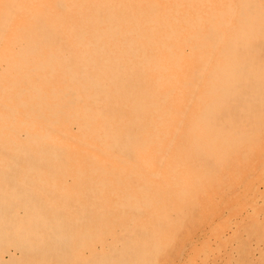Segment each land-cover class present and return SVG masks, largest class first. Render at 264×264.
I'll return each mask as SVG.
<instances>
[{
  "label": "bare ground",
  "instance_id": "6f19581e",
  "mask_svg": "<svg viewBox=\"0 0 264 264\" xmlns=\"http://www.w3.org/2000/svg\"><path fill=\"white\" fill-rule=\"evenodd\" d=\"M178 40L199 58L181 78ZM253 68L264 79V0H0V264L173 258L154 234L177 207L153 178L166 158L153 173L130 156L147 153L149 113L207 116L222 86L237 122L264 97L248 101Z\"/></svg>",
  "mask_w": 264,
  "mask_h": 264
},
{
  "label": "rangeland",
  "instance_id": "374dc122",
  "mask_svg": "<svg viewBox=\"0 0 264 264\" xmlns=\"http://www.w3.org/2000/svg\"><path fill=\"white\" fill-rule=\"evenodd\" d=\"M183 47L178 40L171 53L179 65L177 78L190 72L187 63L191 60L187 59H192L194 64L199 61L189 52L185 54ZM212 47L213 52L221 51V46ZM196 51H199L197 47ZM253 70L255 84L250 87L248 101L264 92V79L256 68ZM229 77L239 79L235 72ZM204 80L207 88L217 82L210 74ZM209 93L207 116L201 115L198 102L184 114L181 124L174 127L173 120H162L164 115L158 111L149 113L154 116V122L146 130L147 153L140 161L137 154L129 160L154 173L165 157L160 168L162 176L153 178L158 181L163 177V190L176 186L178 191L176 200L172 201L177 203L173 213L162 208L160 215L155 216L158 223L154 226L159 227L158 233L154 229L157 244H171L174 251L173 258L164 260V264H264V97L254 100L257 107L248 105L245 115L232 123L236 108L226 100L223 86ZM184 94L187 93L180 95L184 97ZM137 105L130 110L138 112L141 105ZM182 105L175 118L183 115ZM172 116L171 111L168 117ZM158 120L162 123L155 125ZM224 122L229 123L228 128H224ZM174 130H177L175 135ZM172 139L171 148L164 156ZM9 178L13 179V175ZM33 206L39 212V205ZM171 249L167 248V253Z\"/></svg>",
  "mask_w": 264,
  "mask_h": 264
}]
</instances>
